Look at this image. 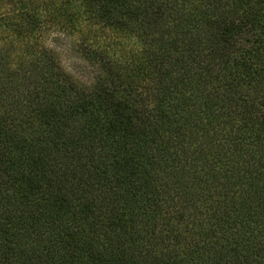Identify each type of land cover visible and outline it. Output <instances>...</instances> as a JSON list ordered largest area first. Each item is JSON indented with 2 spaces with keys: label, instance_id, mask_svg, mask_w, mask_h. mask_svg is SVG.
Segmentation results:
<instances>
[{
  "label": "trees",
  "instance_id": "obj_1",
  "mask_svg": "<svg viewBox=\"0 0 264 264\" xmlns=\"http://www.w3.org/2000/svg\"><path fill=\"white\" fill-rule=\"evenodd\" d=\"M0 264H264V0H0Z\"/></svg>",
  "mask_w": 264,
  "mask_h": 264
},
{
  "label": "rangeland",
  "instance_id": "obj_2",
  "mask_svg": "<svg viewBox=\"0 0 264 264\" xmlns=\"http://www.w3.org/2000/svg\"><path fill=\"white\" fill-rule=\"evenodd\" d=\"M49 47L57 54L62 68L74 79L82 84H90L93 72L91 67L68 48L67 39L60 33H50L47 36Z\"/></svg>",
  "mask_w": 264,
  "mask_h": 264
}]
</instances>
